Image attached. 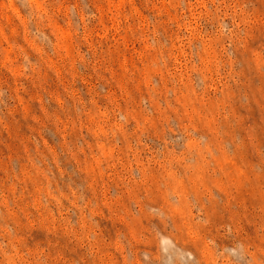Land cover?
<instances>
[{
	"label": "rangeland",
	"instance_id": "rangeland-1",
	"mask_svg": "<svg viewBox=\"0 0 264 264\" xmlns=\"http://www.w3.org/2000/svg\"><path fill=\"white\" fill-rule=\"evenodd\" d=\"M0 264H264V0H0Z\"/></svg>",
	"mask_w": 264,
	"mask_h": 264
}]
</instances>
